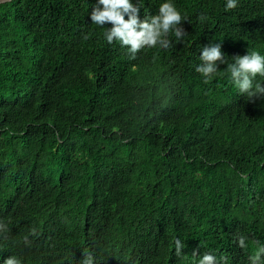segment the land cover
Wrapping results in <instances>:
<instances>
[{"label":"trees","instance_id":"1","mask_svg":"<svg viewBox=\"0 0 264 264\" xmlns=\"http://www.w3.org/2000/svg\"><path fill=\"white\" fill-rule=\"evenodd\" d=\"M171 2L180 40L134 55L92 24L96 0L0 3V264H251L264 247V95L226 71L264 55V0Z\"/></svg>","mask_w":264,"mask_h":264},{"label":"clouds","instance_id":"2","mask_svg":"<svg viewBox=\"0 0 264 264\" xmlns=\"http://www.w3.org/2000/svg\"><path fill=\"white\" fill-rule=\"evenodd\" d=\"M142 6L143 0H96L90 20L92 24L105 29L102 35L107 43L111 44L115 40L122 46H128V52L133 55L145 47L159 46L166 50L170 45L165 42V38L169 35L180 40L181 31L177 26L181 24L182 17L171 0H163L156 15L145 14L143 19L140 17ZM236 6L237 0H227L225 10ZM106 24L111 27H105ZM201 59L206 65L198 71L205 76L216 72L217 61L225 63L220 45L205 47ZM226 71L238 92L246 93L249 98L264 95V86L257 80V77L264 78V55L260 52L248 51L246 55L234 56ZM174 244L176 254L180 255L183 247L181 241L177 239ZM238 244L240 247L245 246L243 236L238 237ZM261 255H264V247L251 258V264H258ZM4 264H18V261L9 257ZM84 264H92L91 258L86 259ZM197 264H217V260L214 255L205 253Z\"/></svg>","mask_w":264,"mask_h":264},{"label":"water","instance_id":"3","mask_svg":"<svg viewBox=\"0 0 264 264\" xmlns=\"http://www.w3.org/2000/svg\"><path fill=\"white\" fill-rule=\"evenodd\" d=\"M6 2V0H0V3H5Z\"/></svg>","mask_w":264,"mask_h":264},{"label":"rangeland","instance_id":"4","mask_svg":"<svg viewBox=\"0 0 264 264\" xmlns=\"http://www.w3.org/2000/svg\"><path fill=\"white\" fill-rule=\"evenodd\" d=\"M8 1H10V0H6V2H8Z\"/></svg>","mask_w":264,"mask_h":264}]
</instances>
